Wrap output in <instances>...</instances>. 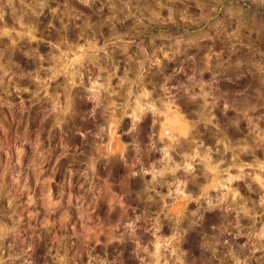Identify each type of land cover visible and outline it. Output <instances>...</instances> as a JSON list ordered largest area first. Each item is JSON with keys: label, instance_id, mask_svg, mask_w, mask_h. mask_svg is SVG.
<instances>
[{"label": "rangeland", "instance_id": "obj_1", "mask_svg": "<svg viewBox=\"0 0 264 264\" xmlns=\"http://www.w3.org/2000/svg\"><path fill=\"white\" fill-rule=\"evenodd\" d=\"M0 97V264H264V0H0Z\"/></svg>", "mask_w": 264, "mask_h": 264}, {"label": "bare ground", "instance_id": "obj_2", "mask_svg": "<svg viewBox=\"0 0 264 264\" xmlns=\"http://www.w3.org/2000/svg\"><path fill=\"white\" fill-rule=\"evenodd\" d=\"M47 3H48V1H47ZM116 3H117V2H116ZM116 3H115V5H116ZM46 5H47V4H46ZM31 7L34 8L35 6L32 5ZM13 9H15V8H13ZM34 9H35V8H34ZM12 11L14 12V13L12 14L13 17H14L15 15L18 14L16 10H15V11L12 10ZM18 11H19V10H18ZM34 12H35V11H34ZM68 12H69V11H68ZM21 13H22V11H21ZM38 13H39V12H38ZM19 14H20V13H19ZM68 14H69V13H68ZM63 15H65V14H63ZM24 16H25L26 21H28V23L31 22V21H33V20L30 19L29 17L27 18V16H26L25 14H24ZM65 16H67V15H65ZM19 17H20V16H19ZM50 17H53V16L51 15ZM16 18H17V16H16ZM43 18H44V17H43ZM47 18H48V17H47ZM25 19H24V20H25ZM17 20H18V19H17ZM20 20H21V19H20ZM37 20H38V21H37ZM37 20L35 19V21L37 22V24H38V22L40 23L39 19H37ZM51 20H52V19H51ZM41 22H42V21H41ZM45 22H46V21H45ZM19 23H20V22H19ZM24 23H25V22H24ZM31 23H32V22H31ZM22 24H23V23H22ZM22 24H21V25H22ZM23 25H25V24H23ZM26 25L28 26V24H26ZM30 27H31V26H30ZM34 27H36V25H35ZM38 27H39V26H38ZM38 27H37V28H38ZM94 28H95V30H96V27H94ZM28 29H30V28L28 27ZM70 29H71V28H70ZM37 30H38V29H37ZM63 30H64V29H63ZM83 30H84V29H83ZM29 31H30V30H29ZM35 31H36V30H35ZM41 31H42V30H41ZM70 32H72V31H70ZM79 32H80V31H79ZM79 32H77V36L79 35V34H78ZM72 33H73V32H72ZM81 33H82V32H81ZM52 34H53V33H52ZM57 34H58V33H57ZM60 34H61V32H60ZM63 34H64V33H63ZM63 34H62V35H63ZM70 34H71V33H70ZM73 34H75V33H73ZM73 34H71V35H73ZM53 35H54V34H53ZM62 35H61V36H62ZM75 35H76V34H75ZM57 36H58V35H56V37H57ZM59 37H60V36H59ZM59 37H58V38H59ZM63 37H64V35H63ZM73 37H74V36H73ZM61 38H62V37H61ZM54 40H56V39H54ZM73 41H74V40H73ZM58 42H59V41H58ZM25 43H26V42H25ZM29 43H30V42H29ZM71 43H72V42H71ZM57 44H58V43H57ZM73 46H74V45H73ZM73 46H72V47H73ZM93 47H94V46H93ZM6 48H7V47H6ZM74 48H75V47H74ZM74 48H73V49H74ZM77 49H78V48H77ZM69 50H70V49H69ZM75 51H77V50L74 49V52H75ZM39 52H40V51H39ZM62 52H63V51H62ZM70 53H72V52L70 51ZM48 54H50V56H51V57H49V56H48V57H49V59L51 60L52 65H53V70L55 71V70L57 69L58 65H59L60 63L62 64L64 57H63V58H61V57L59 58V56L56 57L57 55H56V56L52 55V51H50V53H48ZM53 54H54V52H53ZM10 55H11V53L9 54V56H10ZM46 55H47V54H46ZM53 56H54V57H53ZM55 58H56V59H55ZM101 58H102V57H101ZM246 58H247V57H246ZM246 58H245V59H246ZM102 59H103V58H102ZM60 60H62V61H60ZM49 62H50V61H49ZM61 64H60V65H61ZM104 64H105V63H104ZM62 65H63V64H62ZM59 68H60V67H59ZM49 69H50V68H49ZM35 73H36V72H35ZM37 73H38V71H37ZM51 73H52V72H51ZM34 75H35V74H34ZM33 77H34V76H32V78H29V80H27L28 82L26 81L27 84L30 82V83H32L36 88H38V87L41 88V86H39V82H40V84H41V80H43V79L40 80V79H39L40 76L37 75V77H35V78L38 79V82H37V79L34 80ZM48 77H49V76H48ZM19 78H20V77H19ZM20 79H21V78H20ZM52 80H53V79H52ZM248 80H249V79H248ZM255 80H256V78H255ZM34 81H35V82H34ZM43 82H44V81H43ZM246 82H247V81H246ZM65 84H66V83H65ZM33 85H32V86H33ZM32 86H31V87H32ZM108 86H109V82L106 80V86H105L106 89H107ZM43 87H44V86H43ZM29 88H30V87H29ZM33 88H34V87H33ZM6 89H7V88H6ZM30 89H31V88H30ZM34 89H35V88H34ZM31 90H32V89H31ZM38 90H39V89H38ZM38 90L36 89L37 92H38ZM6 91H8V90H6ZM33 91H34V90H33ZM56 91H57V90H56ZM34 92H35V91H34ZM34 92H33V96L35 95ZM37 92H36V93H37ZM7 93H8V92H7ZM37 94H38V93H37ZM37 94H36V95H37ZM50 94H51V93H50ZM54 94H55V93H54ZM36 95H35V96H36ZM51 96H52V94H51ZM14 97H15V96H14ZM55 97H56V96H55ZM0 98H1V97H0ZM53 98H54V97H52V99H53ZM56 98H57V97H56ZM250 99H251L250 95H246L245 98H244V100L242 99L243 102H241V107H240V109L242 108L243 110H249V108H250V104H252V103H251L252 101H251ZM7 100H8V99H7ZM32 100H34V97L32 98ZM55 100H56V99H55ZM51 101H52V100H51ZM32 102H33V101H32ZM52 102L54 103L55 101L53 100ZM52 102H50V103H52ZM9 103H10V102H9ZM55 103H57V102H55ZM239 103H240V102H239ZM12 105H13V104H12ZM52 105H53V104H52ZM54 106H55V105H54ZM239 106H240V105L238 104V107H239ZM13 107H14V106H13ZM238 109H239V108H238ZM240 109H239V110H240ZM173 114H174V113H173ZM173 116H174V115H173ZM173 116H171V117H173ZM199 116H200V115H199ZM171 166H172V165H171ZM170 168H171V169L168 168L167 170H172V167H170ZM257 180L259 181L260 185H263V186H264V181H261L262 178H259V177H258ZM140 185H141V183H140ZM233 195L235 196L236 193L233 194ZM156 206H158V205H156ZM155 208H156V207H155ZM157 208H158V207H157ZM245 209H247V207H246ZM245 209H244V210H245ZM254 209H255V208H254ZM255 210H257V209H255ZM255 210H254V211H255ZM186 217H187V216H186ZM189 217H190V216H189ZM191 218H192V217H191ZM189 219H190V218H189ZM186 220H188V219L186 218ZM215 220H217V218H215ZM218 220H220V219H218ZM221 220H223V218H222ZM189 221H190V220H189ZM189 221H188V222H189ZM215 222H216V221H215ZM221 222H222V221H220V224H221ZM224 222H225V221H224ZM189 223H190V222H189ZM218 223H219V221H218ZM187 224H188V223H187ZM190 224H191V223H190ZM190 224H189V225H190ZM185 225H186V224H185L184 218H182V219H181L179 222H177V224L175 225V229L178 230V231H182V230H183V232H185V231H190V230H191V227H190L189 225H188V226L186 225V226H187V227H186ZM5 233H6V232H5ZM4 236H5V235H4ZM190 238H191V237H190ZM192 238H193V237H192ZM187 241H188V240H187ZM190 241H191V240H190ZM191 243H192V244H193V243H194V244H199V241H198L197 239L195 240V239L193 238L192 241H191ZM192 244H191V245H192ZM194 244H193V247L195 246ZM0 245L3 246V242H2V241H0ZM197 246H198V245H197ZM158 249H159V248L156 247V251H157V252L155 253V255H156V264H159V262H160V258H161V253L158 252ZM162 256H163V255H162ZM164 259H165V257H164Z\"/></svg>", "mask_w": 264, "mask_h": 264}, {"label": "flooded vegetation", "instance_id": "obj_3", "mask_svg": "<svg viewBox=\"0 0 264 264\" xmlns=\"http://www.w3.org/2000/svg\"><path fill=\"white\" fill-rule=\"evenodd\" d=\"M84 23V22H83ZM76 27H80V28H83V26H81L80 24H77L76 25ZM94 27H96V30H95V28ZM103 26H99V25H94V26H92V28L91 29H84V30H81L82 32H86V33H90V32H92V33H94V34H96V35H92V36H90V37H92L93 39H95V40H97L98 42H101L102 40H103V36L102 35H100V34H103V33H105L106 31L105 30H103L102 31V28ZM70 31H72L73 33H77L78 32V30H75L74 29V26H72V28L70 29ZM72 32H70L71 34H73ZM70 34V39H71V41H73V40H76V39H78V38H83V39H86V36H77V35H71ZM74 36V37H73ZM104 61V60H103ZM101 63V66L103 67V65H104V62L102 63V62H99V64ZM87 84L89 85V81L87 82ZM170 88H174V89H177L176 87H171L170 86ZM168 93H169V91H167ZM169 96V95H168ZM168 157V156H167Z\"/></svg>", "mask_w": 264, "mask_h": 264}, {"label": "built area", "instance_id": "obj_4", "mask_svg": "<svg viewBox=\"0 0 264 264\" xmlns=\"http://www.w3.org/2000/svg\"><path fill=\"white\" fill-rule=\"evenodd\" d=\"M135 63V61H133V64ZM163 136L164 137H168L169 136V134H170V132H169V130L168 129H165L164 131H163Z\"/></svg>", "mask_w": 264, "mask_h": 264}]
</instances>
